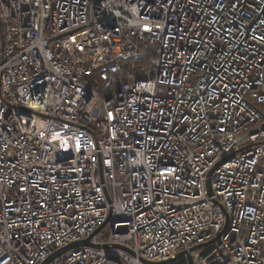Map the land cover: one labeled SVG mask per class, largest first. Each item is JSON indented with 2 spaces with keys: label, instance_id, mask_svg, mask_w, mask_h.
<instances>
[{
  "label": "built area",
  "instance_id": "1",
  "mask_svg": "<svg viewBox=\"0 0 264 264\" xmlns=\"http://www.w3.org/2000/svg\"><path fill=\"white\" fill-rule=\"evenodd\" d=\"M264 264V0H0V264Z\"/></svg>",
  "mask_w": 264,
  "mask_h": 264
},
{
  "label": "water",
  "instance_id": "2",
  "mask_svg": "<svg viewBox=\"0 0 264 264\" xmlns=\"http://www.w3.org/2000/svg\"><path fill=\"white\" fill-rule=\"evenodd\" d=\"M85 244H90L89 238H87L83 241L72 242L71 244L64 246V247L60 248L58 251L54 252L51 256L48 257V259L45 262H43V264H46L48 262V260L60 255V253L67 251L69 248H72V246L85 245Z\"/></svg>",
  "mask_w": 264,
  "mask_h": 264
}]
</instances>
